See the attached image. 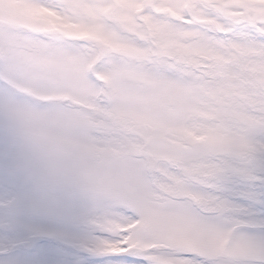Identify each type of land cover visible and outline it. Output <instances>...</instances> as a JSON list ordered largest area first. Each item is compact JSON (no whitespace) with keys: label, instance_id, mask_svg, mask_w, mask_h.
I'll use <instances>...</instances> for the list:
<instances>
[{"label":"snow or ice","instance_id":"1","mask_svg":"<svg viewBox=\"0 0 264 264\" xmlns=\"http://www.w3.org/2000/svg\"><path fill=\"white\" fill-rule=\"evenodd\" d=\"M0 101L85 135L105 264H264V0H2Z\"/></svg>","mask_w":264,"mask_h":264},{"label":"clouds","instance_id":"2","mask_svg":"<svg viewBox=\"0 0 264 264\" xmlns=\"http://www.w3.org/2000/svg\"><path fill=\"white\" fill-rule=\"evenodd\" d=\"M86 137L80 129L49 118L46 113L14 111L0 101V159L7 158L13 174L33 184L42 199L52 202L55 193L70 189L96 200L108 194L89 159ZM127 178L124 172L119 179ZM143 194V190H141Z\"/></svg>","mask_w":264,"mask_h":264},{"label":"bare ground","instance_id":"3","mask_svg":"<svg viewBox=\"0 0 264 264\" xmlns=\"http://www.w3.org/2000/svg\"><path fill=\"white\" fill-rule=\"evenodd\" d=\"M2 2V0H0ZM18 19L24 20L26 18H35L40 21L41 26L49 30L63 32L65 34H73L78 26L69 23L66 19L51 13L43 9H21L18 14ZM213 140L223 144L225 142V137L221 135H213ZM17 192L12 195L9 188H0V215L1 213H8L13 210H17V217H0V264L8 262L10 260H15L16 257L21 256L20 259L22 264H44L50 262V264H105V262L100 259H92L84 250L77 249L74 252L69 250L57 248L56 246H51V243H45L44 241L37 242L34 244V249H29L31 243L24 246V248H18L12 251V244L10 243L9 230L3 225L4 222H9L12 225H18L20 222L35 218L37 215L44 216H56L60 219H72L78 218L83 215L82 211L79 210V204L84 201L82 195H77L75 193L71 195H58L55 196V202L58 205L56 211L51 210L52 202L50 200L42 199L38 196L34 188H16ZM83 225V223H81ZM86 227V224H85ZM83 228V226H82ZM18 234V232H17ZM10 243V244H9ZM50 246H48V245ZM46 245L49 247L48 252L44 253L45 258H42L41 262L36 260L37 251L40 246ZM57 250L65 253V255H59ZM8 251L7 253H4ZM12 251V252H11ZM3 252V253H2ZM92 259V261H89ZM19 259H16L18 261ZM143 261H141V264ZM16 264V263H14Z\"/></svg>","mask_w":264,"mask_h":264},{"label":"rangeland","instance_id":"4","mask_svg":"<svg viewBox=\"0 0 264 264\" xmlns=\"http://www.w3.org/2000/svg\"><path fill=\"white\" fill-rule=\"evenodd\" d=\"M85 31L78 27L75 31H73L74 36L84 35ZM210 139L217 144H221L220 142L213 140L212 136ZM0 188H9L12 195H15L17 192L16 188H34L36 194L41 196V194L36 190L35 186L29 182H26L25 179L20 176L13 174L11 171L10 162L7 158L0 159ZM81 195L76 193L70 189H60L57 190L55 196L58 195H71V194ZM83 196V195H82ZM84 197V201H81L79 204V210L82 211V215L84 216L94 205V200L89 197ZM17 210H13L8 213H1L0 217H17ZM4 226L9 230V238L10 243L12 244V251H15L18 248H24L25 245L31 243L27 246L29 249H34V244L37 242L44 241L45 243H51L57 248L64 249L65 251L69 250L71 253L80 248V250H84L86 254H88L93 258H99L101 256L90 253L84 247V244L89 239V227L85 224H81L78 218L72 219H60L56 216H44L37 215L35 218L26 219L20 222L17 228V225H12L9 222H4ZM83 226V228H82ZM248 227V226H246ZM18 232V234H17ZM43 233V234H38ZM9 243V244H10ZM48 245V244H47ZM50 246V245H48ZM46 245L40 246L37 251L36 260L38 262L42 261V258H45L44 253L49 254V247ZM11 251V252H12ZM5 251L4 253H7ZM3 253V252H2ZM59 255H65V253L57 250ZM22 258V254L19 257L4 262L2 264H22L20 259ZM92 258V259H93ZM16 259H19L16 261ZM90 259L89 261H92ZM135 259V258H131ZM44 264H50V262H46ZM142 264H147V261H143Z\"/></svg>","mask_w":264,"mask_h":264}]
</instances>
